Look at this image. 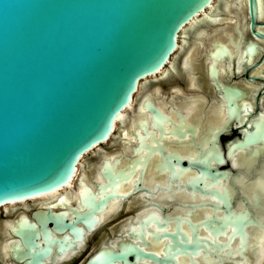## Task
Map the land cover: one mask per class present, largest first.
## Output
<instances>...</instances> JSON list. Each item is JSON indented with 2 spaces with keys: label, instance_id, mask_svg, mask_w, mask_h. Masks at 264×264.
Segmentation results:
<instances>
[{
  "label": "water",
  "instance_id": "obj_1",
  "mask_svg": "<svg viewBox=\"0 0 264 264\" xmlns=\"http://www.w3.org/2000/svg\"><path fill=\"white\" fill-rule=\"evenodd\" d=\"M207 1L0 0V206L64 184L80 154L114 130L113 117L127 104L138 80L166 64L180 27ZM246 7L250 30L264 38L263 31L253 28L256 0H246ZM234 31L235 52L226 55L218 44L226 45L223 33L203 40L209 45L206 52L200 47V54L213 64L216 58L229 61L239 50L240 29L235 26ZM217 73L218 68H210L227 113L219 126H200L195 135L198 122H189L180 105L166 100L160 109L154 97L143 95L141 115L130 121L132 138L120 130L122 147L98 157L87 182L78 173L77 199L69 202L62 194L11 219V257L21 264H46L52 246L54 254L72 247L98 225V218L110 210L108 200L115 199L118 219L103 228L105 245L84 264H201L196 257L205 264H229L236 262V254L244 259L246 227L264 225V216L260 222L255 209L263 205L256 192L247 200L235 185L239 173L247 182L264 173V115L248 121L241 99L245 92L217 79ZM239 114L246 128L240 138L222 146L218 136L230 121L238 122ZM164 135L173 136L175 143L189 141L194 152L166 149L161 145ZM236 149L247 150L252 162L231 165ZM150 156L163 183L148 187L142 174ZM120 183L126 188L117 191ZM155 191L160 192L156 197ZM137 195L144 201L134 205ZM161 198L182 211L170 213L169 203L156 200ZM128 204L133 210L125 215ZM145 204L149 207L137 213ZM151 242L159 243L160 250Z\"/></svg>",
  "mask_w": 264,
  "mask_h": 264
},
{
  "label": "bare ground",
  "instance_id": "obj_2",
  "mask_svg": "<svg viewBox=\"0 0 264 264\" xmlns=\"http://www.w3.org/2000/svg\"><path fill=\"white\" fill-rule=\"evenodd\" d=\"M243 1H244V3H246L245 0H243ZM218 2H220V5H221L219 7V9H218ZM240 2H241V0H208L206 3L207 4L206 7L202 8V10H200V12L198 14L195 13L193 16H191L190 19L187 21V23L183 24L180 27L179 31L177 32V39L175 41V45L173 47L175 49L171 53V56L166 58V61H167L166 64H163L159 69H157V71L155 73H149V74H147L148 76L144 75L141 79L138 80L137 84L135 85V90L133 92L134 94L131 93V95L129 97L130 99L127 102V104L124 105L113 117L112 128H114V130L111 133H108L107 138L105 140H102L101 143L95 144L94 147H92L91 149H89L85 153L80 154L79 158L75 162V167H74L72 175L66 180V182L64 184H62V185L60 184L58 187H54L48 192L38 194L37 196L30 197L29 199H21L20 201H13V202L4 203L2 206H0V209H2V211L5 213L10 212L14 209L15 210L19 209V208H21V210H22V207L23 208H30L34 205H42L44 203H48L49 201H52L53 199H55L56 197H58L59 195H62V194H63V196H65L69 199V202H73L74 199H77V192H76L77 183H75L76 185L74 184V181H75L74 179H76L75 177L78 175V173H80V174H82L81 178H83L87 182V179H86L87 177L85 178V176H86L87 172L91 174V171H92V165L87 164L85 166L84 156L86 154L88 155L90 152H92L93 154L97 153V155H99V157H100V156L107 154V153H110V152L113 153V151L116 150L118 147H122L120 140H119L120 130H123L124 134L127 137L132 138V135H129V133H128V129L130 126V121H132V120L134 121L135 118L140 117V115H141V110L139 107V102L141 101L140 97L142 95L146 94L150 98L154 97L156 100H158V102L160 104H162L164 102L162 97H160L161 88L158 84H156V86H154L152 89L147 90L148 86H149V84H147L149 79L150 78L151 79L162 78V77L166 76L169 69L174 70L176 56L178 55V53L183 52V51L185 52V54L181 60L182 61L181 68L184 71L190 72L192 70V68L195 67L194 63L191 61L192 57L195 55V54L193 55V53H194L193 49H195L196 43H198L195 41L198 40L200 43L204 44L203 40H208V36L206 38L204 36H206V34L209 35V33L210 34L216 33L217 29L220 28L221 24H225L226 26L223 28H225V30H227L229 32H231V28H232L231 25H233V24H235V26L238 28L239 14H238V11H237L235 5L239 3L238 4L239 8H241ZM221 12H224L227 14L224 16V15L220 14ZM256 18H258V19L264 18V0H256ZM201 23L209 24V26L212 28L202 27ZM215 23H217V25ZM259 29L264 31V25L262 27H260ZM230 35L232 36V39H233L234 36H233L232 32L230 33ZM188 36H191L192 40H190ZM213 37H216V36H213ZM189 41H191V43L194 44V46H192L191 47L192 49H190L189 51H186L187 47L189 45ZM200 43H198V44L200 45ZM252 51L253 50H251V52ZM250 55L251 54H249V56ZM216 59H218V58H216ZM188 78L190 80V87H187V88H192V89H193V87L195 88L196 83H195L194 76H193V74H191V72L188 73ZM188 85L189 84H187V86ZM172 88H174V87H172ZM170 92H171L170 93V99L172 98V100H173L174 97H176V95L179 94L180 91L173 92L170 90ZM191 97L190 96L189 97H187V96L181 97L183 99L182 102L184 104L183 105L179 104L180 106H183L186 108L185 111H187V119L188 120H190V116H192L191 114L193 113L195 108H197L196 107L197 104L195 105L194 103L198 102V101H195L194 103L190 102L194 98L193 97L191 99ZM195 98H196V96H195ZM170 102H171V104L175 103L173 101H170ZM199 103H201V101H199ZM162 107H164L163 104H162ZM160 109H161V106H160ZM182 112H183V110H182ZM170 114H171V110H170ZM184 114L186 116V113H184ZM211 115H212V113H211ZM201 119L202 118H200V120ZM214 122L215 121H211V124L213 125ZM219 122H220V120H219ZM173 138H174L173 136L164 135L166 149H174L178 153H184L186 151H190L193 153V151L189 150V148L186 147L187 144L189 143V141L176 142L175 143L174 142L175 139H173ZM171 139L173 140V142H171ZM113 142H115V143L113 144ZM105 143H110L112 145V147H111L112 151H111V149L109 151H105V149L102 147V144H105ZM177 145L179 146V148L174 147ZM191 146H192V144H191ZM127 149H128V146H127ZM244 151H245L244 152L245 155L241 154L240 157L239 156L234 157V155H236V154L232 155V157L230 158V161L232 162L231 165L236 166V167H241L242 163L248 164V163L252 162V159H254V158H252V156L249 157L247 150H244ZM261 151H262V149H261ZM151 159H152V156H150L147 159V162L145 163L144 172L142 174V177H143L142 183L148 187L153 182L163 183V181L160 180V177L157 176V174H154L155 171L153 170L152 166L150 165ZM192 171L193 170H191V172ZM188 173H189L188 170L184 171L180 175V178L183 179L186 175H188ZM254 175L257 178L253 177L256 179H252L249 182H247V178L245 177V174L241 175L240 178L236 181L237 184L235 185V187H236L238 193L243 194L247 198V200L249 199V193L251 191H254L258 195H260V202L262 203L263 207H262V209H259V208H255V209L257 211L256 214L261 215L260 220H259L261 222L262 217L264 216V173L257 172ZM92 177L95 180H100L99 174H95L94 176L92 175ZM88 185H91V184L88 182ZM124 188H126V183L125 184L120 183L116 189H117V191H122V190H124ZM158 193H160V192L155 191L154 197H156ZM139 195H137L136 200L134 199V201L132 199L133 197H131L134 205L141 203V201L142 202L144 201L139 197ZM184 195L186 196V192H184ZM175 196L176 195L173 194L171 196V200H175ZM178 196L180 198L183 195L179 194ZM114 200H112V201L108 200L106 205H108V208L110 210L108 211V213L103 214L101 217L98 215V217H100V218H98V220H99L98 223H100L101 221H103L105 219L111 220V219H113V217L116 216L117 212H115L116 211L115 204H117L118 201H114ZM156 200L163 202L165 204L169 203L170 208L168 210H170L169 212L172 214H178L182 211V208L178 207L174 202L166 201L164 198H161L160 200L159 199H156ZM236 205H238V207H239L241 205V203L237 202ZM147 206L149 207V204H145L144 206L141 205L138 208L137 213L144 212L148 208ZM125 209H126V212L133 210V208L129 204L126 206ZM134 210H136V209H134ZM3 221L0 224L2 226L1 231H2V233H6L8 226L6 227L5 223L7 224L8 220H5L4 222ZM246 229H247V234H248L247 242L249 243V245H248V248L244 251L245 258L241 260L236 254L235 255V257L237 258L236 262L235 263H229V264H261L264 261V225L261 226L260 228L253 226V225H250V226H247ZM151 246L153 249L156 248V250H160L159 249V246H160L159 243H156V244L152 243ZM1 247H2L1 250H2L3 254L6 255V244L5 243L2 244ZM71 253H76V252L73 251ZM56 259L57 260H54V261L58 262V261H61L63 258L60 257V258H56ZM196 260H198V262L201 264H205V263H203V261L199 257H196ZM177 261H179V264H183L180 260H177ZM263 264H264V262H263Z\"/></svg>",
  "mask_w": 264,
  "mask_h": 264
},
{
  "label": "flooded vegetation",
  "instance_id": "obj_3",
  "mask_svg": "<svg viewBox=\"0 0 264 264\" xmlns=\"http://www.w3.org/2000/svg\"><path fill=\"white\" fill-rule=\"evenodd\" d=\"M245 2H246V0H245ZM220 6H218V9ZM240 6H241V8H240V14H239L238 28L240 29L241 37H240V44H238L239 50H238L237 54L235 56H233L231 54V59L229 61L226 60V58H218L214 61V64L212 63V60L210 57H205V56L201 55L200 53L195 54L191 60L194 63L195 67L192 68V70L190 72L194 76L195 83H196V87H195L196 89L194 87H193V89L187 88V87H190V80L188 78V73H190V72L184 71L181 68V65H182L181 60L184 57L185 52L180 56L179 59H177V56L182 52L178 53V55L176 56L174 70L169 69L166 76H164L162 78H158V79H151L150 78L148 81V82H155V81L165 82V81L172 79V78H178V79L181 78L184 81V85H185L184 87H181L178 85L169 86V88H168L169 90L165 93L161 92L160 97H162V99L164 101L168 100V101L175 102L174 104H171V105H175V106H179V104L180 105L184 104L182 102L183 99L181 98L184 96H187V97L192 96L191 99L194 97L190 101L192 103H194L195 101H198V102L194 103L195 105L197 104L196 105L197 108H195V110L193 111L194 114L193 113L191 114L192 116H190V120L187 119V111H185L186 108L183 106L180 107L181 111L183 110V112L186 113L185 118L189 122H191L192 120L195 121V119L197 120V122H198L197 127L198 128L196 127L195 135L198 133L200 126H202V129H204L207 126L209 129H212L213 127L219 126L222 123V119H224L227 115V113L224 110L225 105L223 103V97H221L220 94L216 91L215 84L213 82V78L210 75V68H212L213 65H215L218 68V73L216 74L217 79L222 80L225 83L237 85L245 92L244 96L241 97V99H242V104H243V110L245 111L244 113L245 114L247 113V115H248L247 116L248 121L252 117H256L258 115H264V38L257 37L256 35H254L252 33V30H250V28H249V15L247 12L246 3H244L243 0H241ZM226 14L227 13L222 12V15L225 16ZM263 25H264V18L263 19L262 18L261 19L255 18V23H254V27H253L254 29H258L260 31H263V30L259 29ZM225 26L220 27L219 31L217 29L218 32L215 33L217 35L215 38L222 36L223 30H225V28H223V27H225ZM231 27H230L231 32L233 33V36H234L233 40H235V38L237 36L235 31H234L235 24L231 25ZM215 34L209 33L208 39L211 40L212 36H214ZM188 37L190 40H192L191 36H188ZM223 40L224 41L227 40L226 35L224 36ZM208 45L209 44H207L205 42L202 45H199L198 43H196L195 49H193V50L195 51L197 48L202 47L203 51L206 52L208 49ZM192 46H194V44H192L191 41H189V45H188L186 51H189L190 49H192L191 48ZM226 46L233 50V45L231 43L226 42ZM251 50H253V51L251 52ZM249 54H251V55L249 56ZM187 84H189V85L187 86ZM172 87H174V88H172ZM170 90L173 92L180 91L179 94H177L173 100H172V98L170 99V93H171ZM161 91H162V88H161ZM142 96L140 97V100H141ZM195 96H196V98H195ZM156 101H158V100H156ZM199 101H201V103H199ZM160 106H161V109L165 108V106L162 107L161 104H160ZM169 110H171L170 115L172 116L173 110L171 109V107L169 108ZM211 113H212V115H211ZM200 118H202V119L200 120ZM219 120H220V122H219ZM211 121H215L213 125L211 124ZM246 124L247 123H245V122L240 124V114H239L238 122L235 119L230 121L228 126H227L228 129L223 131L218 136L221 145L224 146L225 143L233 140L234 138H240L241 130L246 128ZM202 134H204V132H201L200 137H202ZM173 139H175V138H173ZM186 139H187V137H186ZM184 142H186V141H184ZM114 143L115 142H113V144ZM174 147L179 148L178 145L174 146ZM186 147L189 148V150L194 152V149L191 146V143H188ZM239 151H240L239 149L238 150L236 149L235 151H233L230 154V158L232 157L233 154H236V155H234V157L235 156L240 157L241 154L245 155L244 150H241L240 152ZM98 157H99V155H98ZM252 158H254V157L252 156ZM229 161H230V159H229ZM231 164H232V162H231ZM55 199H53L52 201H54ZM41 207H42L41 205H34L28 211L26 209L22 208V210L20 209V211L17 212L14 216L3 218L4 221L8 220V222L6 221L7 224L5 223L6 227L8 226V223L11 221V219L14 218L15 216L19 215L20 213L30 214L33 210L40 209ZM58 208L59 207L56 206L54 209H58ZM0 212H2V211H0ZM13 212H14V210H13ZM124 213L126 214L127 212L125 211ZM117 216L118 215L116 213V216L113 217V219L116 218ZM1 222H0V224H1ZM98 222H99V220H98ZM102 223H104V224H102ZM114 223H115V220H113V221H108V220L101 221L100 223H98L97 226H95V228L92 231L88 232L89 234L87 233L81 239L75 240L72 243L73 244L72 247H67V248L61 250V252H59V253L54 254L53 253V246H52L51 251L49 252V254L45 258L46 259L45 261L47 262L46 264H84L85 261L91 255H93L99 248H101L103 245H105L104 240L107 238H106V236H102V238L100 237L101 232L103 231L102 229H100V227L108 230L107 228L110 227ZM1 229H2V226L0 225V264H21V261L14 260L10 255V250L8 248L7 241L10 238H13L14 236L10 234L9 227H7L6 233H2ZM107 232H108V234L110 232L113 233V231H110V230ZM4 243L6 244V255L3 254L2 250H1L2 249L1 245ZM73 251H75L76 253H71ZM60 257L63 258L61 261H58V262L54 261V260H57L56 258H60Z\"/></svg>",
  "mask_w": 264,
  "mask_h": 264
},
{
  "label": "rangeland",
  "instance_id": "obj_4",
  "mask_svg": "<svg viewBox=\"0 0 264 264\" xmlns=\"http://www.w3.org/2000/svg\"><path fill=\"white\" fill-rule=\"evenodd\" d=\"M218 6H220V2H218ZM224 13V12H223ZM221 15H222V12L220 13ZM202 24V27H205V28H212V27H210L209 26V24H204V23H201ZM216 25H217V23H215ZM214 24V25H215ZM220 24V23H219ZM215 25V26H216ZM222 26H225V24H221L220 25V27H222ZM218 28V27H217ZM218 31H219V29H218ZM217 31V32H218ZM216 32V33H217ZM193 33V32H192ZM223 33L227 36V42L228 43H231V44H233L234 43V41H233V39H232V37H231V35H230V32L229 31H227V30H223ZM218 44H220L222 47H223V51L226 53V55L227 54H229V53H231V51H233V52H235V48L232 50V49H230V48H228V47H226V45H225V43H220V42H218ZM184 53V51L182 52V53H180L178 56H177V59H179L180 58V56L182 55ZM197 53H201V48L199 47V48H197L195 51H194V53H193V55L194 54H197ZM193 58V57H192ZM213 68L215 69V71L217 70V67L215 66V65H213ZM148 84H149V86H148V89L147 90H150V89H152L154 86H156V84H158V85H160V87L162 88V93H164V92H167L169 89V86H172V85H178V86H181V87H184L185 85H184V81L181 79V78H172V79H169V80H167V81H165V82H163V81H155V82H148ZM176 140V139H175ZM174 140V141H175ZM171 142H173V140H171ZM161 145L162 146H164L165 145V140L161 143ZM102 147L105 149V151H109L110 149H111V147H112V145L110 144V143H105V144H102ZM111 151H112V149H111ZM174 152H175V150H174ZM177 152V151H176ZM97 158H98V155L97 154H93L92 152H90L88 155L86 154L85 156H84V163H85V166L87 165V164H89V165H92L93 163H95V161L97 160ZM238 177H240V173H239V175H238ZM230 190H233L231 187H230ZM132 207V206H131ZM17 208V207H16ZM23 208V207H22ZM31 208V207H30ZM30 208H23V209H26L27 211L30 209ZM20 209L21 208H19V209H14V212H13V210L12 211H10V212H7V213H5V212H3L2 211V209L0 210V211H2V212H0V222L3 220V218H6V217H12V216H14L17 212H19L20 211ZM5 213V214H4ZM127 213H130V212H127ZM126 213V214H127ZM125 214V215H126ZM118 217V216H117ZM114 218V219H111V220H108V221H113V220H115V219H118V218ZM102 230H104L103 228H102ZM2 232V231H1ZM101 234H102V232H101ZM104 236V235H103ZM264 262V261H263ZM263 262L261 263V264H263Z\"/></svg>",
  "mask_w": 264,
  "mask_h": 264
}]
</instances>
